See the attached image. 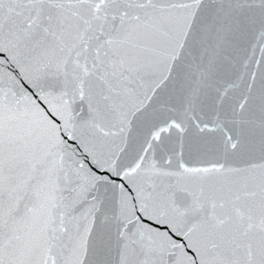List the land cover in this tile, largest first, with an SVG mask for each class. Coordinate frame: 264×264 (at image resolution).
Here are the masks:
<instances>
[{
  "label": "snow or ice",
  "instance_id": "1",
  "mask_svg": "<svg viewBox=\"0 0 264 264\" xmlns=\"http://www.w3.org/2000/svg\"><path fill=\"white\" fill-rule=\"evenodd\" d=\"M0 264H264V0H0Z\"/></svg>",
  "mask_w": 264,
  "mask_h": 264
}]
</instances>
